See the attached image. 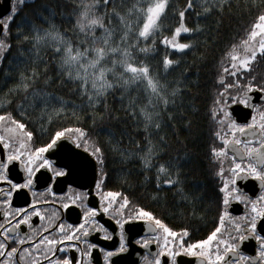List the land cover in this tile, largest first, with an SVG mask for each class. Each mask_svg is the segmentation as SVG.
Masks as SVG:
<instances>
[{"label": "snow or ice", "instance_id": "1", "mask_svg": "<svg viewBox=\"0 0 264 264\" xmlns=\"http://www.w3.org/2000/svg\"><path fill=\"white\" fill-rule=\"evenodd\" d=\"M24 2L25 0H19L20 5ZM199 2L204 14H210L214 8L222 11L225 5V0H215V2L199 0ZM206 4L207 6H204ZM193 6V0H187L183 9L175 11L178 22L169 30V35H164L161 30L162 22L169 12L173 11L170 8V0H134L131 7L121 11L117 10V0H79L73 8V28L83 39L74 42L67 33H62L39 12L37 16L48 23L47 28L37 26L30 20L20 24L15 23L20 8L13 4L10 14L0 17V33L4 37L0 38V63L3 62L4 54L12 48L10 37L13 33L9 31L11 24L15 29L17 47L20 46V42L31 44L29 51H38L40 46L49 47L54 57L58 58L64 75L79 85V91L88 97L90 104L99 103L110 90L117 87L121 90H127L133 85L142 87L147 103L137 106L131 102L130 111L135 116L138 107L145 128L151 125L159 129L160 123L155 119L159 113L155 109L160 105L167 106L170 102L169 97H175L178 89L172 88L169 92L168 85L161 82L159 77L151 72L150 66L144 60L137 58V54L147 55L155 51L157 38L159 44L174 52L184 53L185 50L191 49L193 47L191 41L182 42V34H191L200 30L199 25L189 27L185 22V12ZM101 7L103 11H100ZM250 7L255 12L243 37L232 43L226 53L229 57V65L223 71L233 78V82L225 84L224 76L219 77L221 89L211 112L220 129L215 132V136L223 144L222 147L211 149L214 158L219 160L217 175L222 177V183L218 188L219 204L222 209L219 215L220 226L205 239L185 245L183 238L188 236V229H182L178 233L143 207H138L125 215V209L130 204L128 197L119 191H102L101 180L96 183L100 211L118 217L116 224L122 230L119 248L114 252H105L104 258L108 264H114L112 257L127 251L123 234L125 223L145 219L154 221L155 227L152 229L154 232L162 231L155 238L159 251L151 259L146 255L144 264H161L162 256L171 257L172 264H176V257L181 253L200 257V264H241V262L264 264V234H262L264 228L258 230V221L264 220V72H257L258 67L264 66V0H260L259 4L257 0H250ZM45 11H47L46 7ZM113 17L120 25L118 39L117 29L105 24L106 18L111 24ZM25 25L28 26L27 32L23 30ZM97 29L101 30L99 36L96 35ZM16 59L19 60L18 57ZM161 63L165 72L179 65V61L169 55L163 56ZM36 75L35 68L30 69L27 75L25 72H20L18 82L9 88L8 92L25 93L24 99L29 102V106H33L34 103L31 98L42 99L46 104L50 98L48 93L34 88L29 92ZM253 92L259 94L261 100L259 104L253 103V97L250 95ZM232 106L247 107L252 110V114L245 122L238 123L233 118L235 108ZM16 108L21 115H26L23 103H18ZM149 108L153 111H149ZM62 112L63 108L53 109V114L56 116H60ZM66 134H69V138L77 147L89 143L88 139H85L86 133L83 129L68 127L55 131L43 146L33 147L30 144L33 132L27 130L26 124L16 119L11 111L0 112V153H2L0 156V264H73V260L67 256L63 258L56 256L57 251L66 252L68 248L73 247H76L80 253L82 264H91L90 260H84L90 257L91 250L96 247L86 239L90 231H102L106 238H111L108 229L96 219L98 209L84 204L86 194L77 193L74 199L69 198L70 203H76L78 200L83 207L82 220L78 224L65 223L60 218L59 212L68 208L69 202L62 203L61 208L55 211L36 207L37 204L48 203L43 198V194H40L39 199L34 198L26 207L12 206L13 194L19 195V190L27 189L34 197L37 195L33 191L34 180L38 179L36 174L40 169L51 170L56 177L67 174L64 168L53 167L52 161L44 155ZM126 151L128 150H121V155L123 156ZM157 152L158 149L151 140L147 141L146 149L143 155H140L145 167L153 166L152 161ZM92 155L97 157L101 165L103 164V153L99 146L93 144ZM129 155L132 153L129 152ZM225 159L228 161L227 170L224 167ZM17 166L22 171L21 182H14L10 176V172ZM155 167L157 179L164 177L163 184H179L178 173L171 170L174 165L159 163ZM226 171L227 175H225ZM249 178L259 182L258 195H248L238 183ZM47 191L50 192V189ZM232 201L242 203L247 211L239 217V222L234 223L233 232H229L225 237L221 233V228L224 226L225 218L231 216L227 207ZM114 205L118 206L114 208ZM32 217H38L42 223L33 226ZM22 225L27 226L28 230L23 231ZM250 237L259 243L258 260L257 257H248L240 251L242 242ZM177 239L179 243H174ZM71 241H78L84 247L79 248L76 244L65 243ZM141 242L147 247L151 241L147 239L137 241V243ZM61 245L63 247H60Z\"/></svg>", "mask_w": 264, "mask_h": 264}, {"label": "trees", "instance_id": "2", "mask_svg": "<svg viewBox=\"0 0 264 264\" xmlns=\"http://www.w3.org/2000/svg\"><path fill=\"white\" fill-rule=\"evenodd\" d=\"M133 2L117 0V10L131 7ZM186 2L170 0L173 11L162 22L164 35H169V30L176 26L178 21L174 12L183 9ZM78 3L79 0H25L23 5L18 2L16 6L20 11L15 23L30 20L47 28L48 23L37 16L39 12L76 42L83 39L73 28L72 13ZM193 3V8L185 12V22L189 27L199 25L200 30L182 34V42L190 40L191 49L184 53L174 52L159 44L157 38L155 51L147 55L137 54V58L144 60L151 72L168 85L169 92L172 88L178 89L175 97H169L167 106L160 105L155 109L159 113L155 118L160 123L159 129L151 125L145 128L138 107L135 116L130 111L131 102L137 106L147 103L142 87L133 85L127 90L117 87L99 103L90 104L88 97L79 91V85L64 75L58 58L49 47L40 46L38 51H29L31 44L23 42L17 47L15 29L11 24L12 48L0 63V107L25 123L27 130L33 132L34 144L40 147L62 128L83 129L88 144L102 149L103 164L99 163V166L106 190L121 192L128 197L131 206L152 212L176 232L188 229L187 239L197 241L216 228L222 210L216 164L211 153L216 146V122L211 112L221 89L219 77L226 78L223 71L229 65L226 53L232 43L243 37L255 10L250 7V0H225L222 11L214 8L210 14H204L199 0H193ZM100 11H103L102 7ZM105 24L117 29L118 39L120 25L116 18L111 19V24L106 18ZM23 30L27 32L28 26L25 25ZM96 35H101L100 29ZM165 55L178 60L179 65L165 72L161 63ZM33 68L37 75L29 92L34 88L48 93L50 98L46 104L42 99L31 98L34 103L29 106L24 99L25 93L8 92L18 82L20 72L27 75ZM18 103L25 105L26 115L20 114L16 108ZM60 108H63L62 114L54 115L53 109ZM149 111L153 109L149 108ZM149 140L158 152L153 158V166L145 167L140 155ZM124 149L128 151L122 156L121 150ZM159 163L174 165L171 170L178 173L179 184H163V176L157 179L155 165Z\"/></svg>", "mask_w": 264, "mask_h": 264}, {"label": "flooded vegetation", "instance_id": "3", "mask_svg": "<svg viewBox=\"0 0 264 264\" xmlns=\"http://www.w3.org/2000/svg\"><path fill=\"white\" fill-rule=\"evenodd\" d=\"M19 0H11L10 8L13 4L16 5V2ZM6 1L0 0V15L7 13L5 8ZM10 14V10L7 14L3 15L2 17ZM0 38H3V35H0ZM257 72H264V66L258 67ZM233 78L226 73V78L224 79V83H232ZM253 97V103L259 104L261 102L260 96L258 93L253 92L250 93ZM235 108L233 112V118L237 120L238 123H243L252 114V110L244 107V106H232ZM232 108L229 110L231 111ZM0 112H3L2 108L0 107ZM216 122V120H215ZM220 130L218 124L216 123V131ZM226 131V129H225ZM65 137L69 138V134H66ZM62 137V138H65ZM61 138V139H62ZM71 139V138H70ZM72 140V139H71ZM73 141V140H72ZM75 148L81 150L87 154H89L97 164V173H96V180L94 185H91L92 181V172L90 166H79L83 163H78L74 161V153L70 152L66 147H64L60 153V156L64 159L62 163H56L52 160L49 156L48 151L44 153L45 157L50 159L53 163V167L56 168H64L67 174L63 177H56L48 169H40L36 176L38 179L34 180V189L33 191L37 194L35 197L33 193L28 191L27 189L19 190L20 194L17 195L16 193L13 194L12 199V206L13 207H26L31 203V201L40 198V194H43V198L48 201L47 204H37L36 207H40L43 209H48L50 211H55L61 208L62 203L69 202V198H75L77 193L86 194V198L84 200V204L87 207H96L98 209V215L96 219L103 224L107 229L108 233L110 234L111 238H106L105 233L102 231H90L88 237L86 239L89 243L96 245L95 248L91 250L90 257L84 258L85 261L90 260L91 264H108L105 261L104 255L105 252L108 251H116V249L120 246V237H121V229L120 226L116 224V218L112 215H108L100 211V199L96 195V183L102 180V175L100 172L99 162L97 157L92 155L93 147L88 145H82L77 147L76 143L73 141ZM31 146L33 147H40L35 145L33 140L30 142ZM222 141L216 137V148L222 147ZM2 156V153H0ZM214 162L216 164V175L219 168V160L214 158ZM11 167V166H10ZM224 167L227 170L228 161L224 160ZM19 173V175H18ZM227 175V171L225 173ZM10 176L13 178L14 182H21L22 171L19 167H15L11 172ZM219 185L222 183V177L217 175ZM240 186L242 187L243 191H245L250 196H255L260 193L259 182L249 178L246 181L239 182ZM50 189V192L47 191ZM102 191H108L104 188L103 182L101 185ZM54 194V195H53ZM117 200L119 201L120 198L118 197ZM118 205H114V208ZM137 208H134L129 204V206L125 209V215L129 212L135 211ZM112 210H110L111 212ZM227 211L231 214L230 217L225 218L224 226L221 228V233L223 236L227 237L229 232H233V225L236 222H239V217L243 216L244 213L247 211L244 205L237 201H232L229 206L227 207ZM82 212L83 207L80 206V201H76V203H70L68 208L61 209L59 212L60 218L63 222L69 224H78L82 220ZM42 222L39 220L38 217H32V224L33 226H38ZM220 226L219 222L216 227ZM155 227L154 221L151 220H132L128 221L124 225L123 234L126 241L127 251L124 253H120L114 257H112V261L114 264H144V257L147 255L149 259L152 258L158 251L159 245L155 242L156 236L162 230H158L154 232L152 229ZM23 231H27V226H21ZM264 228V220L258 221V230ZM179 233V232H178ZM210 234V233H209ZM208 234V235H209ZM264 234V233H262ZM219 235V234H218ZM205 236L203 239H205ZM143 239H147L151 241L147 247L143 245V243H137V241H142ZM172 239V238H170ZM185 245L187 243H194L196 241H190L187 237H184ZM202 240V239H200ZM199 241V240H197ZM76 244L77 247L83 248L84 245L78 241H71L65 242ZM162 243V241H161ZM174 243H179L177 239ZM27 246V245H25ZM60 247H63L61 245ZM103 249V251H101ZM259 249V243L252 237L242 242L240 246V251L248 256V257H257V251ZM56 256L59 258H63L67 256L69 259L73 260V264H82L80 253L77 251L76 247L68 248L66 252H59L57 251ZM161 264H172V258L167 256H162ZM259 258L257 257V260ZM201 258L198 256H189L184 253H181L179 256L176 257V264H200ZM241 264H247V262H241Z\"/></svg>", "mask_w": 264, "mask_h": 264}, {"label": "water", "instance_id": "4", "mask_svg": "<svg viewBox=\"0 0 264 264\" xmlns=\"http://www.w3.org/2000/svg\"><path fill=\"white\" fill-rule=\"evenodd\" d=\"M5 1H6L5 8H6V12L8 13V11L10 10L11 0H5ZM9 1H10V3H9ZM7 13H5V14H7ZM5 14L0 15V17H2ZM1 34L2 33H0V35ZM64 147H66L70 152L74 153V161L75 162L83 163V164H80L79 166H85V165L87 167H88V165L90 166V169L92 172L91 185L93 186L95 183V180H96V173H97L96 161L89 154H87L81 150L76 149L73 141L70 138L65 137V138H62L59 141H57V145L48 150V153L50 155L49 157L52 160H54L56 163H62L64 159L60 156V153Z\"/></svg>", "mask_w": 264, "mask_h": 264}]
</instances>
